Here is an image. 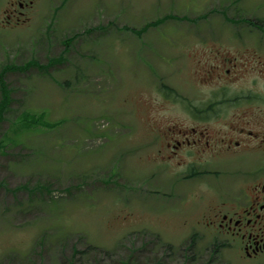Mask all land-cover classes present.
Here are the masks:
<instances>
[{
	"label": "rangeland",
	"instance_id": "obj_1",
	"mask_svg": "<svg viewBox=\"0 0 264 264\" xmlns=\"http://www.w3.org/2000/svg\"><path fill=\"white\" fill-rule=\"evenodd\" d=\"M15 1L0 0V75L38 66L3 77L0 264H262L221 251L193 197L210 185L184 182L154 138L202 123L189 115L221 83H205L202 43L264 35V0ZM14 9L28 24L5 21Z\"/></svg>",
	"mask_w": 264,
	"mask_h": 264
},
{
	"label": "flooded vegetation",
	"instance_id": "obj_2",
	"mask_svg": "<svg viewBox=\"0 0 264 264\" xmlns=\"http://www.w3.org/2000/svg\"><path fill=\"white\" fill-rule=\"evenodd\" d=\"M34 1L17 0V6L23 10ZM7 14L6 21H23L18 9ZM247 37L202 43L215 54L214 64L203 62L205 83L220 80V92L201 113L189 115L201 124L159 127L154 140L161 160L189 171L184 182L216 181L204 193L203 218L207 232L222 235L221 251L232 249L239 260L264 264V35ZM248 76L251 81L243 84Z\"/></svg>",
	"mask_w": 264,
	"mask_h": 264
},
{
	"label": "trees",
	"instance_id": "obj_3",
	"mask_svg": "<svg viewBox=\"0 0 264 264\" xmlns=\"http://www.w3.org/2000/svg\"><path fill=\"white\" fill-rule=\"evenodd\" d=\"M51 62V61H50ZM34 63H29L26 67L17 68V70H25V68H29L30 66H34ZM7 71V70H5ZM10 91L8 90L7 86L2 83V101L0 102V118L3 115L4 111L7 110L10 104ZM1 120V119H0Z\"/></svg>",
	"mask_w": 264,
	"mask_h": 264
},
{
	"label": "crops",
	"instance_id": "obj_4",
	"mask_svg": "<svg viewBox=\"0 0 264 264\" xmlns=\"http://www.w3.org/2000/svg\"><path fill=\"white\" fill-rule=\"evenodd\" d=\"M97 9H101V8H97Z\"/></svg>",
	"mask_w": 264,
	"mask_h": 264
}]
</instances>
